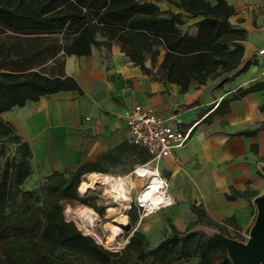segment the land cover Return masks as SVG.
Wrapping results in <instances>:
<instances>
[{
    "label": "trees",
    "instance_id": "trees-1",
    "mask_svg": "<svg viewBox=\"0 0 264 264\" xmlns=\"http://www.w3.org/2000/svg\"><path fill=\"white\" fill-rule=\"evenodd\" d=\"M167 1L179 10H161L154 2L139 0H0V158L5 144L15 146L12 156L0 163V264H231L220 241L192 229L199 225L226 234L223 224L194 203L190 204L194 220L184 230L169 223L170 233L155 245L133 229L140 207L131 203L126 211L131 229L124 245L109 249L98 243L65 217L63 201L102 212L94 196L78 192L84 174L107 173L126 162L146 163L151 158L148 151L125 140L93 162L54 171L35 188L25 189L23 183L32 173L30 150L1 116L42 95L80 91L64 73L65 58L89 57L100 50L106 59L112 44L145 74L157 65L153 76L179 85L181 93L193 83L199 88L213 79L221 86L254 62L242 59L247 31L230 23L235 10L227 0ZM195 17L200 19L188 23ZM259 89L264 83L238 89L231 98L220 100L210 115L227 113L230 100ZM259 109L264 111V103ZM250 193L233 191L225 197L256 195ZM230 220L234 219L223 223Z\"/></svg>",
    "mask_w": 264,
    "mask_h": 264
},
{
    "label": "crops",
    "instance_id": "crops-1",
    "mask_svg": "<svg viewBox=\"0 0 264 264\" xmlns=\"http://www.w3.org/2000/svg\"><path fill=\"white\" fill-rule=\"evenodd\" d=\"M139 1L154 2L161 10H179L167 0ZM227 2L235 10L230 23L247 31L242 59L254 61L228 83L219 86L220 81L213 79L199 88L193 83L181 93L179 85L153 76L157 65L151 68V74H145L117 44H112L106 59L100 50H93L89 57L65 58L64 73L80 91L42 95L36 101L2 112V118L30 150L28 163L32 173L23 187L35 188L47 174L93 162L101 153L127 140L125 115L138 104L169 119L180 130L197 122L187 144L173 149L157 164L173 199L172 204L156 211L161 221L167 219L178 230H184L191 219L190 204L194 203L213 221L223 224L225 230H248L254 218L252 198L260 194L264 176V111L259 109L264 103V89L230 100L229 110L223 115L210 113L220 100L231 98L238 89L264 83V55H257L264 46V0ZM198 19L190 18L188 23ZM145 65L150 67V61H145ZM189 104L192 105L188 108H180ZM239 132L242 133L236 134ZM139 165L142 164L136 163L135 167ZM107 173L90 172L83 177ZM245 190L256 195L225 197ZM226 218L234 220L223 223Z\"/></svg>",
    "mask_w": 264,
    "mask_h": 264
},
{
    "label": "rangeland",
    "instance_id": "rangeland-1",
    "mask_svg": "<svg viewBox=\"0 0 264 264\" xmlns=\"http://www.w3.org/2000/svg\"><path fill=\"white\" fill-rule=\"evenodd\" d=\"M156 75L159 76V73L157 72ZM4 115L9 116L8 113H5ZM3 117L5 118V116ZM13 148H15L14 145H4L2 156L0 158V163H3L5 160H8L12 156ZM135 166L136 164L126 162L124 165L113 168L110 170V173H107V176L114 177V179L121 177L123 187V192L121 193H118L113 190V179L109 178L108 182H104L107 181V179L101 178L103 177L101 176L97 182H93L90 176L83 177V180L80 183V186L78 187V192L81 195L90 194L94 196L96 207L103 208L102 212L97 213L93 208L78 203L76 201H63L65 217L67 219L73 220L77 227L82 230L83 233L93 236L98 243L104 245L109 249H119L126 242L125 233L131 229V226L128 221V216L126 215V211L130 207L131 203H134L138 206L136 198L139 192L143 190V187L147 182L146 179H142L139 176V171L138 173L134 172ZM148 166L151 167L152 164ZM261 171L264 173V170L262 168ZM160 174L162 175V173ZM100 175L101 174H99L98 176ZM262 177L263 184L261 185L260 193L264 190V176ZM84 182L87 183L89 186L84 192H82L80 191V187ZM81 207H87L93 212H95V219H97H94V222H88L78 217L74 213V211L78 210ZM252 208V215L254 217L256 214V208L253 202ZM157 210L147 211L143 213L142 209H140L137 221L133 227V229H138L139 231L143 232L152 245L157 244L161 239H163L170 233L169 220L166 219L161 221L162 217H160L159 214L156 212ZM194 218L195 216L191 214V219L187 222V224L190 221L194 220ZM192 229H201L207 234H211L216 231L215 229L204 228L199 225L194 226ZM227 229H224L226 232V234L224 235H227L238 241H246L249 229L246 231H235L231 228ZM181 264H189V262L183 261Z\"/></svg>",
    "mask_w": 264,
    "mask_h": 264
},
{
    "label": "built area",
    "instance_id": "built-area-1",
    "mask_svg": "<svg viewBox=\"0 0 264 264\" xmlns=\"http://www.w3.org/2000/svg\"><path fill=\"white\" fill-rule=\"evenodd\" d=\"M258 56L264 55V46L257 51ZM126 139L138 146L145 148L150 154V160L142 165L134 168V172L138 173V169L152 164L151 167L157 169V164L161 159L171 155L175 148L184 147L190 139L191 131L194 125L191 124L184 130H180L169 119L161 118L151 108L141 105L132 106L125 115ZM163 180L162 198L157 203V208H150V199L142 195L140 192L136 198L138 207L142 212L154 211L161 207L168 206L173 203L172 197L167 192V181L158 174Z\"/></svg>",
    "mask_w": 264,
    "mask_h": 264
},
{
    "label": "water",
    "instance_id": "water-1",
    "mask_svg": "<svg viewBox=\"0 0 264 264\" xmlns=\"http://www.w3.org/2000/svg\"><path fill=\"white\" fill-rule=\"evenodd\" d=\"M264 170V166H262ZM256 214L245 242L218 231L211 233L226 249L231 264H262L264 262V190L253 198Z\"/></svg>",
    "mask_w": 264,
    "mask_h": 264
},
{
    "label": "bare ground",
    "instance_id": "bare-ground-1",
    "mask_svg": "<svg viewBox=\"0 0 264 264\" xmlns=\"http://www.w3.org/2000/svg\"><path fill=\"white\" fill-rule=\"evenodd\" d=\"M139 169H138V171L140 172L139 176L142 179H146V181H147L145 183V186L143 187V190L140 192L139 197H141L142 195L147 196L150 199V208L151 209L157 208V203L159 202V200L162 198V195H163L162 194L163 180L161 177L158 176L159 170L155 169L154 167H149V166H144V167H141ZM101 176H103V177H101ZM100 177L107 179V181L103 180L104 182H108L109 178L113 179L114 180L112 183V184H114L113 190L118 192V193L123 192L122 191L123 187H122L121 178L114 179V177H111V176H107V175L98 176L95 174L90 176V178L92 179L93 182H97ZM101 183H102V181H101ZM88 186L89 185L84 182L80 187V191L84 192L88 188ZM74 213L78 217H80L81 219H84L85 221H88V222H92L95 219V212H93L92 210H90L87 207H81L78 210H75Z\"/></svg>",
    "mask_w": 264,
    "mask_h": 264
}]
</instances>
